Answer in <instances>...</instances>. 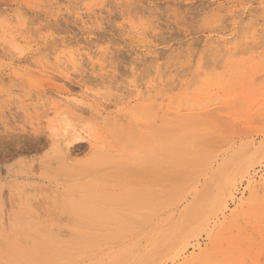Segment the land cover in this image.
Listing matches in <instances>:
<instances>
[{
	"label": "rangeland",
	"instance_id": "1",
	"mask_svg": "<svg viewBox=\"0 0 264 264\" xmlns=\"http://www.w3.org/2000/svg\"><path fill=\"white\" fill-rule=\"evenodd\" d=\"M9 19L14 23L7 25ZM210 48L219 52L213 57ZM64 53L80 57L59 73L55 59ZM263 53L264 0H0V264H264ZM203 60L213 70L200 69ZM151 86L172 115L158 116L155 105L132 95ZM58 95L79 101L78 108ZM146 104L155 109L147 105L148 116ZM218 113L221 122L213 116ZM66 121L74 130L92 129L94 145L79 140L61 163L50 141L67 130ZM210 139L222 146L203 154L198 149L207 151ZM248 161L252 177L238 178L235 199L213 215L220 185ZM171 166L188 169L185 177ZM65 167L76 173L66 174ZM205 212L207 227L198 223ZM188 221L197 235L183 256L172 258Z\"/></svg>",
	"mask_w": 264,
	"mask_h": 264
},
{
	"label": "bare ground",
	"instance_id": "2",
	"mask_svg": "<svg viewBox=\"0 0 264 264\" xmlns=\"http://www.w3.org/2000/svg\"><path fill=\"white\" fill-rule=\"evenodd\" d=\"M13 19H14V18H13ZM13 19H12V20H10V19L7 20L8 22L10 21V23H8V22L6 21V23H8L7 25L11 24V23H12L11 21H13ZM13 23H14V22H13ZM13 23H12V24H13ZM11 27H12V26H11ZM13 28H15V27H13ZM7 31H8V30H7ZM12 31H13V30H12ZM6 34H8V33H6ZM10 34H11V33H10ZM13 34H14V32H13ZM13 34H12V35H13ZM253 34H255V33L253 32ZM253 34H252V36H254ZM15 38L18 39V37H15ZM19 41H20V40H19ZM254 42H256V39H255ZM217 43H218V41H217ZM209 44H210V43H209ZM227 44H228V43H227ZM227 44H226V45H227ZM213 46H214V44H213ZM211 47H212V46H211ZM222 47H223V46H221V48H222ZM219 48H220V46L218 47V49H219ZM221 48H220V49H221ZM16 49H17V48H16ZM216 49H217V48H215L214 51H215ZM220 49H219V50H220ZM222 49H223V48H222ZM17 50H18V49H17ZM207 50H209V49H207ZM211 50H212V49L210 48V52H212ZM219 50H217V52H216V51H215V52L218 53ZM247 50H248V49H247ZM214 51H213V52H214ZM223 51H224V50H223ZM238 51H239V50H238ZM238 51H237V52H238ZM206 52H209V51H206ZM213 52H212V54H213ZM215 52H214L213 57H214L215 54H216ZM225 52H226V51H225ZM230 52H231V50H230ZM221 53H223V52L220 51V54H221ZM226 53L229 54V52H226ZM235 53H236V52H235ZM235 53H232V55L235 54ZM239 53H240V51H239ZM239 53H237V54H239ZM244 53H245V52H244ZM254 53H255V52H254ZM67 54H68V55H67ZM205 54H206V53H205ZM212 54H211V53L209 54L210 57H211ZM227 54H226V55H227ZM255 54H257V52H256ZM53 55H54V54H53ZM209 55H206V56H209ZM217 55H218V54H217ZM263 55H264V53H263ZM249 56H251V55H249ZM249 56H248V57H249ZM77 57H80V55H76V54H73V53H66V54L64 53V55H62L61 57L56 58L55 60H57L56 62L58 63V64H56V65H58L59 68L61 67V70H62V71H60L59 73L64 72V71L68 72V71L66 70L67 68L65 69V66H66V65H67V66H68V65H70V66L72 65V67H73V66L75 67V66H76V63H77V59H78ZM204 57H205V55H204ZM210 57H209V58H210ZM213 57H211L210 59H213ZM248 57H247V58H248ZM258 57H259V55H258ZM51 58H52V57H51ZM215 58H216V60H218V57H215ZM263 58H264V57H263ZM44 59H46V57H45ZM239 59H240V58H239ZM245 59H246V58H245ZM253 59H254V58H253ZM261 59H262V58H261ZM47 60H48V58H47ZM51 60H52V59H51ZM213 60H215V59H213ZM219 60H221V59H219ZM226 60H227V59H226ZM228 60H229V59H228ZM52 61H53V60H52ZM221 61H222V60H221ZM221 61H220V62H221ZM256 61H258V63H260V62H259V58H258V60H257V58H256ZM49 62H50V61H49ZM208 62H209V61H208ZM218 62H219V61H218ZM220 62H219V63H220ZM44 63H45V62H44ZM44 63H43V64H44ZM204 63H207V62L203 60V63H202L203 68H202V66H201L200 69H204V68H205V70H206V68L209 69V67H210V69L213 68V64H212V65L210 64V63H212V62L208 63V64L211 65V66L209 65V67H208V66L205 67V65H207V64L204 65ZM221 63H222V62H221ZM221 63H220V64H221ZM223 63H224V62H223ZM230 63H231V62H230ZM240 63H241V62H240ZM246 63H248V62H246ZM252 63H254V62H252ZM256 63H257V62H256ZM225 64H226V63H225ZM44 65H46V63H45ZM53 65H54V63H53ZM231 65H232V64H231ZM231 65H229V67H231ZM250 65H251V64H250ZM254 65H255V64H254ZM46 66H48V65H46ZM217 66L220 67L219 65H217ZM240 66H241V65H240ZM240 66H239V67H240ZM42 67H44V66H42ZM211 67H212V68H211ZM214 67H215L214 69L218 68V67H216L215 65H214ZM252 67H253V66H252ZM263 67H264V65H263ZM47 68L49 69V71H52V72H53V70H54V68L52 69V68H50V67H46V68L44 67L43 69H45V70L47 71V70H48ZM63 68L65 69L64 71H63ZM69 68H70V67H68V70H69ZM50 69H52V70H50ZM208 69H207V70H208ZM238 69H239V68H238ZM240 69H241V68H240ZM212 70H213V69H212ZM218 70H219V68L217 69V71H218ZM224 70H225V69H224ZM28 71H29V70H28ZM31 71H32V70H31ZM55 71H58V70H56V68H55ZM55 71H54V72H55ZM208 71L210 72V75H212V72H211L210 70H208ZM208 71H205V72H208ZM54 72H53V73H54ZM202 72H203V71H201V73H202ZM209 72H208V73H209ZM213 72H215V71H213ZM218 72H219V71H218ZM244 72H245V71H244ZM20 73H21V72H20ZM26 73H27V72H26ZM26 73H23V74L26 76ZM28 73H29V72H28ZM35 73H37V72L35 71ZM56 73H57V72H56ZM201 73H199V75H202V76H203V73H202V74H201ZM221 73H222V72H221ZM32 74H34V73H32ZM32 74H29L28 76H30V75H32ZM214 75H215L214 77H216V75H218V74H214ZM220 75H221V74H220ZM220 75H218V76H220ZM202 76H200V77H202ZM207 76H209V75L207 74ZM207 76H206V77H207ZM223 76H224V75H223ZM232 76H233V75H232ZM194 77H195V76H194ZM200 77H199V78H200ZM257 77H258V76H257ZM261 77H262V76H261ZM203 78H204V77H203ZM223 78H225V77H223ZM230 78H231V77H230ZM239 78H240V77H239ZM259 78H260V77H259ZM30 79H32V80L34 81V79H33L32 77H31ZM214 79L216 80L217 78H214ZM221 79H222V78H221ZM221 79H220V81L222 82L223 79H222V80H221ZM226 79H228V77H227ZM261 79H262V78H261ZM194 80H195V79H194ZM196 80H197V79H196ZM199 80H201V79H199ZM215 80H214V81H215ZM218 80H219V79H218ZM229 80H230V79H228V81H229ZM247 80H248V79H247ZM207 81H208V80H207ZM226 81H227V80H226ZM244 81H245V80H244ZM255 81L257 82V81H259V79H256ZM199 82H200V81H199ZM221 82H220V83H221ZM223 82H224V81H223ZM230 82H231V81H230ZM230 82H227V83L229 84ZM256 82H255V83H256ZM263 82H264V81H262V83H263ZM195 83H196V82H195ZM245 83H246V81H245ZM197 84H199V83H197ZM201 84H202V83H201ZM209 84H210V83H209ZM218 84H219V83H218ZM253 84H254V83H253ZM253 84H252V85H253ZM101 85H103V84H101ZM232 85H233V84H232ZM244 85H245V84H244ZM258 85H259V84H258ZM105 86H106V85H104L103 88H104ZM197 86H198V85H197ZM212 86H213V85H212ZM220 86H221V85H220ZM222 86H223V84H222ZM225 86H226V84H225ZM229 86H230V85H229ZM260 86H264V83H263L262 85H260ZM146 87H147V86H146ZM146 87H145V88H146ZM151 87H152L151 89H149V87H148L149 90H148V89H145V90H148V91H147L148 94H147V93L144 94V93L142 92L144 89L142 90V88H141L142 91L140 92V91H139V88H140V87H136V90L133 89L134 92H132V91H131V92H132V95H133V93L136 94V95L139 97L140 100H142V99H143V100H147V102H149V104L152 105V107H153V105H155L154 108L156 109V107H157L156 112H159V111H160V113H156V114H158V116H160L161 112H162L166 107L162 104V102H161L160 104H158L159 100H158L157 97H156L157 95L155 96V92H156V91L154 92V89H153L154 87H153V86H151ZM226 87H227V86H226ZM253 87H256V86H253ZM253 87H252V88H253ZM105 88H106V87H105ZM111 88L113 89V87H111ZM116 88H117V87H116ZM116 88H115V89H116ZM137 88H138V89H137ZM155 88H156V87H155ZM200 88H201V87H200ZM210 88H211V87H210ZM227 88H228V87H227ZM227 88H226V89H227ZM106 89H109V87H107ZM156 89H157V88H156ZM156 89H155V90H156ZM187 89H188V88H187ZM197 89H198V87H197ZM213 89H214V88H213ZM221 89H222V88H221ZM119 90H120V89H119ZM145 90H144V91H145ZM151 90H152L154 93L151 94V92H152ZM252 90H253V89H252ZM167 91H168V90H167ZM187 91H188V90H187ZM187 91H186V92H187ZM121 92H122V91H121ZM145 92H146V91H145ZM183 92H184V91H183ZM188 92H189V91H188ZM188 92H187V93H188ZM197 92H198V91H197ZM199 92H200V91H199ZM248 92H249V91H248ZM250 92H251V91H250ZM250 92H249V93H250ZM252 92H253V91H252ZM256 92H259V91H256ZM262 92H264V90H263ZM262 92H261V93H262ZM194 93H195V92H194ZM208 93H209V91H208ZM261 93L259 92L258 95H259V96H260V95L264 96L263 93H262V94H261ZM123 94H126V93L123 92ZM129 94H130V93H129ZM143 94H144L145 96H144ZM146 94H147V96H146ZM153 94H154V95H153ZM183 94H184V93H183ZM190 94H191V92H190ZM108 95L110 96L111 94H108V93L105 94V96H106L107 98H109ZM142 95H143V96H142ZM163 95H164V94H163ZM206 95H207V94H206ZM249 95H250V94H249ZM258 95H255V94H254V95H252V97H253V98L258 97ZM105 96H103L102 98H104ZM122 96H124V95H122ZM130 96H131V95H130ZM182 96H183V95H182ZM189 96H190V95H189ZM211 96H212V95H211ZM220 96H221V95H220ZM220 96H217L216 99H217L218 97H220ZM229 96H230V94H229ZM262 96H260V97H262ZM112 97H114V94L112 95ZM128 97H129V95H128ZM159 97H162V98H163V96H159ZM171 97H173V95H171ZM191 97H192V95H191ZM56 98H57V100H59V102H62V103L66 104L67 106H69V107H71V108H73V109L78 108L79 103H80V102L77 101V100L74 101V99H72L70 96L58 95ZM115 98H116V97H115ZM123 98L126 99L125 97H123ZM181 98H182V97H181ZM200 98H201V97H200ZM223 98H227V97H223ZM121 99H122V98H121ZM124 99L121 100V101H122V102L126 101V100H124ZM190 99H191V98H190ZM211 99H212V98H211ZM216 99H213V100L216 101ZM220 99H221V97H220ZM220 99H219V100H220ZM175 100L177 101V99H175ZM196 100H197V99H196ZM199 100H200V99H199ZM209 100H210V99H209ZM217 100H218V99H217ZM119 101H120V100H118V102H119ZM121 101H120V102H121ZM161 101H162V100H161ZM187 101H188V100H187ZM220 101H221V100H220ZM120 102H119V103H120ZM122 102H121V103H122ZM163 102H164V101H163ZM182 102H183V101H182ZM188 102H189V101H188ZM190 102L192 103V100H191ZM196 102H197V101H196ZM196 102H195V103H196ZM211 102H212V101H211ZM121 103H120V104H121ZM200 103H201V101H200ZM202 103H204V105H203ZM202 103H201V104H202L203 106H202V105H201V106L204 107V106L206 105V102H203V101H202ZM238 103H239V102H238ZM120 104H119V105H120ZM124 104H125V103H124ZM138 104H139V103H138ZM149 104H146V105H145L144 113H143V110H142V114L146 115L145 113H147V112L150 111V110H154V111H155V109H153ZM184 104H185V103H184ZM117 105H118V103H117V101H116V103L114 104V106L116 107ZM147 105H148V107H149V106L151 107V109L149 108L150 110L147 109V108H148ZM174 105H175V103H174ZM174 105H173V107H177V105H176V106H174ZM182 105H183V104H182ZM188 105H190V103H189ZM188 105H187V106H188ZM199 105H200V104H198V107H196V108H199V107H200ZM246 105H247V104H246ZM250 105H252V104H250ZM184 106H186V105H184ZM195 106H196V104H195ZM195 106H194V107H195ZM206 106H207V105H206ZM136 107H137V111H138V110L140 111V109H138L139 106L137 105ZM136 107H135V108H136ZM191 107H193L192 104H191ZM140 108H141V107H140ZM179 108H180V107H179ZM179 108H178V109H179ZM184 108H185V107H184ZM184 108H183V109H184ZM196 108H195V109H196ZM200 108H201V107H200ZM219 108H220V107H219ZM219 108H218V110H219ZM222 108H223V107H222ZM262 108H263V107H262ZM262 108H261V109H262ZM176 109H177V108H176ZM185 109H186V108H185ZM189 109H190V107H189ZM210 109H211V108H210ZM214 109H216V108H214ZM214 109H212V110L214 111ZM223 109H224V108H223ZM145 110H146L147 112H146ZM192 110H193V109H192ZM216 110H217V109H216ZM220 110L222 111L221 108H220ZM257 110H258V109H257ZM259 110H260V109H259ZM207 111H209V110L207 109V110L204 111V112H207ZM225 111H226V110H225ZM227 111H228V110H227ZM163 112H164V113H163L164 115H166V114H167V115H170L171 113L173 114V112L170 113V111H167V110H165V111H163ZM167 112H168L169 114H168ZM204 112H203V114L206 115ZM148 113H149V112H148ZM148 113H147L146 116H148ZM151 113H152V112H151ZM165 113H166V114H165ZM199 113L201 114V111H200ZM207 113H208V112H207ZM211 113H212V112H211ZM215 113H216V112H215ZM215 113L213 112V114H215ZM256 113H258V112L256 111L255 114H256ZM140 114H141V113H140ZM140 114H139V115H140ZM142 114H141L140 116H142ZM172 114H171V115H172ZM239 114H240V113H239ZM255 114H252V115H255ZM95 115H96V114H95ZM95 115H94V117H93L94 119H95ZM137 115H138V113H137ZM137 115H136V116H137ZM151 115H152V114H151ZM153 115H154V114H153ZM153 115H152V116H153ZM167 115H166L165 117H167ZM193 115H194V114H193ZM201 115H202V114H201ZM218 115H220V114L218 113ZM218 115H217V116H218ZM235 115H236V114H235ZM243 115H245V114H243ZM122 116H123V115H122ZM126 116H127V115H126ZM174 116H175V115H174ZM179 116H181V115H178L176 118H178ZM206 116L208 117V115H206ZM213 116H215V118L218 119V120L216 119L218 122H219V120H220V122L224 120L223 118H222L223 120L221 119V115L218 116L220 119H219L216 115H213ZM116 117H118V116H116ZM116 117H114L113 119L111 118L112 120L107 119V118H110V117H107V118H104L103 121H104L105 123H106V122H107V123H111V121L115 122V121H117V120H115ZM120 117H121V116H120ZM120 117H119V118H120ZM124 117H125V116H124ZM150 117H151V116H150ZM169 117H170V116H169ZM181 117H183V116H181ZM96 118H99V116H97ZM121 118H122V117H121ZM121 118H120V119H121ZM155 118L158 119L157 116H155ZM155 118H154V119H155ZM174 118H175V117H174ZM176 118H175V119H176ZM179 118H180V117H179ZM179 118H178V119H179ZM183 118H184V117H183ZM209 118H210V117H209ZM230 118H231V117H230ZM230 118H228V119L230 120ZM258 118H260V116H259V115H256V116H255V119H258ZM152 119H153V118H152ZM154 119H153V120H154ZM210 119H211V118H210ZM247 119H248V118H247ZM105 120H106V121H105ZM121 120H122V119H121ZM216 120H215V121H216ZM229 120H227V122H226V118H225L224 123H225V122H226V123H229ZM68 121H69V120H68ZM68 121H66V124L64 125L65 127L62 128V129L67 128V130H66V129H65V130H62V129H61V130H62V133H58V134L56 133L55 135H53L55 139H53V141H50V144H52L53 154H55L56 159H57L59 162H61V163H66V162L71 158V153L74 152V151H73V147L75 146V144H77L78 142H80L79 140L89 138L88 141H89L90 146H93V145H94L93 142H92V139H93V137H94V136L92 135V133H93V132L91 131L92 129L89 128V129H90V130H89V129H87V128L85 127V129L87 130V131H86L85 129L83 130L84 127L82 126V128L78 127L77 130H74L75 127H74V126L72 127V125H70V123H68ZM109 121H110V122H109ZM170 121H172V120H170ZM231 121H233V120H231ZM255 121H256V120H255ZM257 121H258V120H257ZM235 122H236V121H235ZM118 123H119V122H118ZM222 123H223V122H222ZM226 123H225V125H226ZM232 123H234V122H232ZM232 123L230 122L228 128H231V127H232ZM236 123H237V122H236ZM243 123H244V122H243ZM218 124H219V123H218ZM83 125H84V124H83ZM87 125H88V123H87ZM230 125H231V127H230ZM220 126H222V125L220 124ZM239 126H240V125H239ZM237 127H238V126H237ZM69 128H72V129H73L72 132H69V131H70V130H68ZM94 128H95V127H94ZM225 128H226V126H225ZM252 129H253V128H251V129L249 130L250 133L252 132V131H251ZM61 130H60V131H61ZM231 130H232V128H231ZM231 130H230V131H231ZM254 130H255V129H254ZM257 130H258V129H257ZM257 130H256V131H257ZM60 131H59V132H60ZM63 131H64V133H63ZM88 131H90L91 133L88 132ZM97 131H98V130H97ZM200 131H201V130H200ZM202 131H203V130H202ZM208 131H209V130H208ZM221 131H224V130H221ZM236 131H237V130H236ZM241 131H242V130H241ZM214 132H215V131L213 130V132H209V134L214 133ZM234 132H235V131H234ZM242 132H243V131H242ZM238 133H239V132H238ZM192 134H193V133H192ZM91 135H92V136H91ZM201 135H204V134H200V136H199L200 139L203 140V137H204V136H202V138H201ZM206 135H208V134L206 133ZM163 136H165V134H164ZM172 136H173V134H172ZM217 136H218V137H220V136L222 137V136H224V135H223V134H222V135H221V134H218ZM217 136H216V137H217ZM225 136H226V135H225ZM257 136H258V135H257ZM186 137H188V136H186ZM186 137H185V138H186ZM160 138H161V137H160ZM188 138H192V137H188ZM188 138H186V139H188ZM208 138H209V137H207V141H208ZM263 138H264V137H263ZM183 139H184V138H183ZM200 139H199V140H200ZM217 139H218V138H217ZM220 139H221V138H220ZM188 140H189V139H188ZM188 140H187V141H188ZM193 140H194V142H196L195 140H198V139H193ZM199 140H198V141H199ZM175 141H176V140H175ZM187 141H186V142H187ZM209 141H210V143H209V142H205L206 145H209V146H210V147H209V146L207 147V148H208L207 151H203V150H205V149H203V148H202L203 150H200V149H198V150L201 151L202 153L205 152V154H206V152H211V151H212V148H211V147L214 146L215 143H213V142L215 141V139L212 140V141H211V139H210ZM260 141H261V140H260ZM170 142H171V141H170ZM191 142H192V141H190V143H191ZM194 142H193V143H194ZM199 142H200V141H199ZM216 142H217V143H220V141H219V142L216 141ZM237 142H238V141H237ZM175 143H176V142H174L173 144H175ZM177 143H178V142H177ZM211 143H212V144H211ZM221 143H222V142H221ZM221 143H220V144H221ZM232 143H233V142H232ZM78 144H79V143H78ZM167 144H168V143H167ZM173 144H172V145H173ZM178 144H179L180 146H181V145L183 146V144H180V143H178ZM203 144H204V143H203ZM179 145H176V144H175V146H179ZM189 145H190V144H189ZM189 145H188V146H189ZM192 145H193V144H192ZM192 145H190V146H192ZM206 145H205V146L202 145V147L205 148ZM211 145H212V146H211ZM215 145H216V144H215ZM159 146H160V145H159ZM168 146H170V145H168ZM186 146H187V144H186ZM190 146H189V147H190ZM216 146H217V145H216ZM216 146H214V148H213L214 150H215V148L218 149L219 147H221L222 144H221V146H217V147H216ZM192 147H193V146H192ZM195 147L199 148L197 145H195ZM195 147H193V148L195 149ZM167 148H168V147H167ZM193 148H192V149H193ZM209 148H211L210 151H209ZM74 149H75V147H74ZM163 149H164V148H162V150H163ZM169 149H170V148H169ZM180 149H182V148H180ZM192 149H191V150H192ZM162 150H161V152H162ZM165 150H167V149L165 148ZM175 150H177V152H178V149L175 148ZM198 150H197V151H198ZM154 151H157V149H155ZM167 151H169V150H167ZM171 151H173V150L171 149ZM186 151H187V150H186ZM188 151H190V150H188ZM253 151H254V150H253ZM253 151H252V152H253ZM164 152H165V151H164ZM179 152H180V151H179ZM201 152H198V153L201 155V154H202ZM214 152H215V151H213V153H214ZM169 153H171V152H169ZM172 153H173V152H172ZM195 153H197V152H195ZM215 153H216V152H215ZM165 154H166V153H165ZM165 154H164V155H165ZM167 154H168V152H167ZM174 154L176 155V152H174ZM178 154H180V153H178ZM183 154H184V153H183ZM203 154H204V153H203ZM260 154H261V153H260ZM160 155H161V154H159V157H160ZM188 155H189V154H188ZM216 155H217V154H216ZM170 156H171V154H170ZM260 156H261V159H264V153H262V155H259L258 158H259ZM168 158H169V157H168ZM197 158H199L200 160H199V159H194V160H195V161H198V160H199V161H201V160L204 161V160H208V159H209V158L204 159V157H200V156H198ZM205 158H206V157H205ZM217 158H218V157H217ZM151 159H152V158H151ZM171 159H172V157H171ZM180 159H181V160H177L176 163H178V162H180V161L183 160V158H180ZM203 159H204V160H203ZM162 160H163V159H162ZM164 160H166V159H164ZM167 160H168V159H167ZM173 160H174V159H173ZM173 160H172V161H173ZM184 160H185V159H184ZM209 160H210V159H209ZM47 161H51V160H47ZM175 161H176V160H175ZM185 161H187V160H185ZM189 161H190V160H189ZM216 161H217V160H216ZM45 162H46V161H45ZM59 162H57V163H59ZM139 162H140V161H139ZM145 162H147V161H145ZM145 162H144V163H145ZM154 162H156V160H155ZM159 162H160V161H159ZM161 162H163V161H161ZM191 162H192V161H190V163H191ZM51 163H53V162H51ZM61 163H60V165H61ZM147 163H148V162H147ZM164 163H166V161H165ZM176 163H175V164H176ZM182 163H183V162H182ZM182 163H180V165H181ZM224 163H226V162H224ZM169 164H170V163H169ZM192 164H193V162H192ZM192 164H191V165H192ZM152 165H153V164H152ZM155 165H156V164H155ZM167 165H168V163H167ZM193 165H194V164H193ZM196 165H197V164H196ZM196 165H195V167H196ZM41 166H42V165H41ZM159 166H160V168H161V167H162V168H163V167H166V168L168 167V166H166V165H165V166H162V164L159 165ZM177 166H178V165H177ZM187 166L189 167V164H187ZM199 166H203V164H202V165H199ZM251 166H252V162H251V161H248V162L242 164L241 166H239L238 169H237V171H235L233 175H229V176L226 177L224 184H223V185H220L219 189L217 190V194H216V196H215L214 204H213V207H212L213 215L217 216L216 213H217L218 211L223 212V211H225L226 209H228V208H227L228 206H226V202H227V199L230 198V197H232V201H233V198H234L233 194L236 193V192L234 193V191H235V189L237 188V184H238L237 181H238V178H240V180H242L243 178L245 179V177L249 176ZM42 167H43V166H42ZM133 167H134V166H133ZM175 168H176V167H174V169H175ZM189 168H190V167H189ZM192 168H193V167H192ZM197 168H199L198 165H197ZM197 168H196V169H197ZM43 169H44V167H43ZM45 169H47V168H45ZM119 169H120V168H119ZM139 169H140V168H139ZM153 169H154V168H153ZM163 169H164V168H163ZM163 169H162V171H164ZM169 169L174 170L172 166H171ZM179 169H181V168H179ZM196 169H194V170H196ZM36 170H37V169H36ZM36 170H35V171H36ZM51 170H53V169H51ZM80 170H81L82 173H83V170H82V169H80ZM86 170H88V168H87ZM125 170H126V169H125ZM125 170H124V171H125ZM148 170H149V169H148ZM166 170H167V169H166ZM192 170H193V169H192ZM259 170H260V169H258L257 171H259ZM42 171H43V170H42ZM47 171H48V169H47ZM59 171L62 172L61 169H60ZM63 171H64L66 174H69V175H74V174L76 173V171H75L74 169L67 168V167H65V169H64ZM84 171H85V170H84ZM88 171H89V170H88ZM88 171H87V172H88ZM155 171H156V170H155ZM159 171H160V170H159ZM174 171H178V172L181 171V172H184L183 169L178 170V167H177V170H174ZM187 171H188V169L185 170V172H187ZM56 172H57V171H56ZM60 172H59V173H60ZM118 172H121V171H118ZM139 172H140V171H139ZM146 172H147V171H146ZM156 172H157V171H156ZM156 172H154V173H156ZM181 172H180V173H181ZM185 172H184V174H182L183 177H185V176H184V175L186 174ZM196 172H198V171H196ZM59 173H57V174H59ZM121 173H122V172H121ZM164 173H165V172H164ZM176 173H177V172H176ZM188 173L191 174V173H195V172H191V171L189 170ZM199 173H200V171H199ZM251 173H252V172H251ZM263 173H264V172H263ZM263 173H262V174H263ZM63 174H64V173H63ZM190 174H189V175H190ZM118 175H119V174H118ZM125 175H126V174H125ZM125 175H122V176H125ZM141 175H142V174H141ZM144 175H146V174H144ZM169 175H170V173H169ZM173 175H174V174H173ZM177 175H179V174H177ZM189 175H188V177H189ZM208 175H209V174H208ZM208 175H207V176H208ZM119 176H120V175H119ZM136 176H137V175H136ZM142 176H143V175H142ZM190 176H193V175L191 174ZM194 176H195V175H194ZM207 176H205V177H207ZM64 177H65V176H64ZM71 177H72V176H71ZM137 177H138V176H137ZM143 177H144V176H143ZM250 177H252V176H249V178H250ZM157 178H158V177H157ZM189 178H190V177H189ZM241 178H242V179H241ZM142 179H143V178H142ZM142 179H140V180L143 181ZM174 179H175V178H174ZM247 179H248V178H247ZM247 179H246V180H247ZM253 179H254V178H253ZM161 180H162V179H161ZM191 180H193V179H191ZM248 180H249V179H248ZM251 180H252V178H251ZM158 181H159V180H158ZM165 181H166V180H165ZM173 181H174V180H173ZM163 182H164V181H163ZM238 182H239V181H238ZM249 182H252V181L249 180ZM249 182H248V185H250L251 187H254V186H253V182L250 183V184H249ZM164 183H165V182H164ZM168 183H169V182H168ZM179 183H180V182H179ZM182 183H183V182H182ZM165 184H166V183H165ZM211 184H212V183H211ZM13 185H14V184H13ZM207 187H210V185L208 184ZM239 187H240V186H239ZM205 188H206V186H205ZM243 188H244V187H243ZM245 188H247V187H245ZM245 188H244V189H245ZM34 189H35V188H34ZM207 189L210 190L209 194L207 193ZM207 189H203V191H201V192H203V194H205V195H206V194L210 195V194H211V191H212L213 189H212V190H211V188H210V189L207 188ZM191 191H192V189H191ZM191 191H190V192H191ZM204 191H205V192H204ZM236 191H237V190H236ZM243 192H244V191H242V193H243ZM254 192H255V191H254ZM75 193H76V192H75ZM237 193H238V192H237ZM240 193H241V192H240ZM244 193H245V192H244ZM203 194H202V196H204ZM208 195H207V196H208ZM241 195H242V194H241ZM202 196H201V194H200V196H199L200 198L198 197L199 202H200V200L202 199V198H201ZM235 197H236V196H235ZM243 197H244V196H243ZM15 198H16V197H15ZM234 199H235V198H234ZM237 199H238V198H237ZM240 199H241V198H239V202L241 201ZM0 200H1V198H0ZM14 200H15V199H14ZM198 200H197V201H198ZM11 201H13V200L11 199ZM30 201H31V200H30ZM197 201L195 200L194 205H196L195 203H196ZM236 201H237V200H236ZM242 201H243V200H242ZM15 203H16V202H15ZM40 203H41V202H39V204H40ZM197 203H198V202H197ZM232 203H233V202H232ZM241 203H242V202H241ZM10 205H11V204H10ZM15 205H16V204H15ZM122 205H123V204H122ZM194 205H193L194 208L192 207L193 209H195V206H194ZM229 205H230V204H229ZM236 205H237V204H236ZM236 205H235V206H236ZM16 206H17V205H16ZM39 206H40V205H39ZM10 207H13V206H10ZM49 207H50V206H49ZM198 207H199V205H198ZM1 208H2V207H1ZM88 208H89V207H88ZM134 208H136V207H134ZM163 208H164V207H163ZM233 208H234V207H233ZM130 209H131V208H130ZM146 209H147V208H146ZM156 209H157V208H156ZM158 209H159V208H158ZM158 209H157V210H158ZM164 209H165V208H164ZM193 209H192L191 211H194ZM2 210H3V209H2ZM10 210H11V209H10ZM153 210H155V209H153ZM11 211H12V210H11ZM126 211H127V210H126ZM170 211H171V210H170ZM191 211L188 210L187 215L185 216V218L188 216L189 212H191ZM13 212H14V211H13ZM115 212H116V211H115ZM115 212H114V213H115ZM119 212H120V211H119ZM119 212H118V213H119ZM121 212H122V211H121ZM129 212H130V211H129ZM225 212H226V211H225ZM116 213H117V212H116ZM131 213H132V212H131ZM131 213H130V214H131ZM136 213H137V212H136ZM223 213H224V212H223ZM223 213H221V214H222V218H223V216H224ZM139 214H140V213H139ZM142 214H143V213H141V215H142ZM221 214H220V215H221ZM117 215H118V214H117ZM144 215L147 216L146 213H145ZM207 215H208V213L205 212V213H202V215L199 216V218H198V223H201V225H203L204 227H207V226H208V223H209V219H208V216H207ZM126 216H127V215H126ZM148 216H149V214H148ZM123 217H124V216H123ZM143 217H144V216H143ZM126 218H127V217H126ZM128 218H129V217H128ZM128 218H127V219H128ZM130 218H131V217H130ZM130 218H129V220H130ZM218 218H219V217H218ZM218 218H217V219H218ZM188 219H189V217H188ZM131 220H132V219H131ZM132 221H135V220H132ZM186 221H187V220H186ZM186 221H184V222H186ZM216 221H217V220H216ZM216 221H215V223H213V224H215V226L218 224ZM218 221H219V220H218ZM189 222H190V221H188V223L185 224V225H183L182 228L180 229V230H181L180 238H178V239L181 240V242H179V248H178L179 251H177V253L175 252V253H174V257L172 256V258L180 257V256L182 255V253H183L185 250L187 251L188 245L190 244V239L192 240V238L196 237V235H197V234H196L197 232L195 233V231H194L195 229L192 228V223H191V222L189 223ZM134 223H135V222H134ZM216 223H217V224H216ZM140 225H143V224H140ZM201 225H200V226H201ZM200 226H199V227H200ZM199 227H198V228H199ZM212 228L214 229V225H213ZM212 228H211V229H212ZM204 229H205V228H204ZM213 229H212V230H213ZM46 230L48 231L47 228H46ZM200 231H202V230H200ZM210 231H211V230H209V231H207V232L209 233ZM207 232H206V233H207ZM210 233H212V231H211ZM210 233L207 234V235L210 236ZM195 234H196V235H195ZM174 237H177V236L175 235ZM78 238H79V237H78ZM72 239H73V238H72ZM74 239H75V238H74ZM76 239H77V238H76ZM77 240H78V239H77ZM193 241H194V240H193ZM196 241H197V240H196ZM69 242H70V241H69ZM74 244H75V243H74ZM76 244H77V243H76ZM173 244H176V242H174ZM169 245H171V243H170ZM169 245H168V246H169ZM190 245H191V244H190ZM193 247H194V245H193ZM196 247L198 248V246H196ZM16 249H17V248H16ZM18 249H19V248H18ZM165 250H166V249H165ZM186 251H185V252H186ZM185 252H184V253H185ZM32 253H33V251H32ZM34 253H38V252H34ZM39 253H40V252H39ZM39 253H38V254H39ZM42 253H43V252H41V254H42ZM184 253H183V255H184ZM167 254H168V253H167ZM39 255H40V254H39ZM43 255H44V253H43ZM45 255H46V254H45ZM183 255H182V256H183ZM47 256H48V254H47ZM21 257H22V256H21ZM51 257H52V256H51ZM55 257H56V256H55ZM162 258H163V256H162ZM162 258H161V259H162ZM23 259H24V258H23ZM158 259H159V258H157V259L155 260V262H156ZM170 259H171V258H170ZM28 260L30 261V259H28ZM173 260H174V259H173ZM41 261H42V260H41ZM174 261H175V260H174ZM174 261H173V262H174ZM258 261H259V260H258ZM42 262H43V261H42ZM45 262H47V261H45ZM145 264H151V263L147 261Z\"/></svg>",
	"mask_w": 264,
	"mask_h": 264
}]
</instances>
